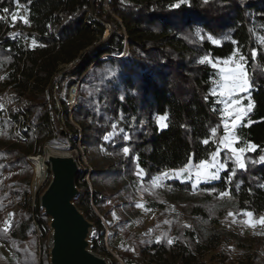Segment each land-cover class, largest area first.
<instances>
[{
  "label": "trees",
  "instance_id": "1",
  "mask_svg": "<svg viewBox=\"0 0 264 264\" xmlns=\"http://www.w3.org/2000/svg\"><path fill=\"white\" fill-rule=\"evenodd\" d=\"M91 1L20 0L30 23L18 20L12 26L8 17L17 7L15 0H0V16L5 17L0 20V105H6L0 110V241L11 246L17 264H49L48 219L38 207V196L50 176L30 206L33 170L27 157L43 154L45 144L63 137L52 91L61 67L74 63L63 75L82 77L72 118L81 129L92 166V191L76 177L75 205L95 225L92 250L109 264H119L104 245L105 228L96 212L108 220L112 209L108 202L118 196L123 183L135 180L137 165L143 170V186L151 187L162 172L180 169L189 161L210 160L224 136L222 104L212 95L220 75L217 68L198 61L205 55L213 61L226 60L239 49L249 57L253 84L243 105L251 101L253 107L235 129L240 138L236 147L257 146L243 154L246 169H239L233 160L225 162L217 180L201 183L193 202L185 201L181 210L188 227L179 219L158 218L157 239L133 236L119 256L128 264H202L207 253L226 250L231 243L251 251L240 264H264L260 253L264 232L246 239L230 231H205L200 225L208 219L216 223L226 211L264 213V163L260 161L264 156V45L260 43L264 0H188L178 9L170 7L177 0H108L109 11L101 5L98 13L91 10ZM104 24L110 26L105 38ZM209 35L219 44L208 41ZM28 38L35 44L25 48L22 42ZM126 44L125 58L117 57ZM253 50L257 51L254 60ZM60 105L66 118L61 99ZM160 116L167 117L166 128L158 127L155 119ZM22 119L35 137L21 129L25 139H17L14 128ZM112 123L118 124L115 140L106 142L103 136L114 131ZM124 135L131 139L125 141ZM124 147L130 150L127 156ZM219 154L222 161L232 158L222 147ZM232 172L235 176L229 183ZM166 187L177 196L193 191L190 183L177 180ZM224 191L231 196L220 198ZM179 201L174 199L175 205ZM8 212L12 215L5 224ZM168 239L173 240L171 245ZM224 262L220 259L219 264Z\"/></svg>",
  "mask_w": 264,
  "mask_h": 264
},
{
  "label": "rangeland",
  "instance_id": "2",
  "mask_svg": "<svg viewBox=\"0 0 264 264\" xmlns=\"http://www.w3.org/2000/svg\"><path fill=\"white\" fill-rule=\"evenodd\" d=\"M14 12H18L19 16L21 17L25 16V11L21 7L20 8L16 7ZM8 20H9V23L11 24V16L8 17ZM22 43L25 48L31 47L35 44L34 41L29 38L24 39ZM125 49H126V46L124 48V51H122V53L118 55L117 57L120 58V57L126 56L127 51ZM222 61L224 60H215V62H217L216 68L219 72L220 77H221V73L219 69L220 67L224 66L221 63ZM216 89H218V86ZM247 97H248L247 92H241L234 98L239 99L241 101V107H245L243 105V100L247 99ZM218 98H219L220 103L222 104V111H223L224 122H225V120L227 119V117L224 114L225 105L224 103L221 102L222 98L219 96ZM5 108H6V105L4 104L0 105V110H4ZM156 123L158 127H160L157 121ZM67 131L70 133L71 138L70 136H68L69 139H65L64 137H58V138L52 139L48 143L53 148V150L54 149L57 150L59 148H67L75 144L74 131L68 127H67ZM83 148L85 150L86 158L88 161L87 149L85 146H83ZM217 159L219 162L223 164H225V162L227 161H232V160L233 162H235L234 158H230L228 156H226L225 160L222 161L220 159V154L217 157ZM225 169L220 170L219 177L222 175ZM44 170H47V168H44L42 165H37V174L39 178H42V176L44 175ZM136 171H137V168H136ZM136 171H135V175H136L135 180L129 183L127 182L123 183L120 191L118 192V196L112 201L108 202V208H112L110 216L108 218L110 222L108 223V221L104 219L102 215L99 214L102 217L105 223L106 229H107V231L105 230V234H104V238L106 236V243H107V237L110 239V244L107 243L108 249L107 248L106 249L109 251L111 257L115 259L119 264H125V262L120 258L119 254L126 249L127 241L129 238L133 236H138V235H151V236H154L155 239H157L156 237H158L159 235L157 233V227H156V224H157L156 222L158 218L165 220V221L179 219L184 227H188L189 223L187 221V217L183 214L181 210L182 207H184L183 205L185 204V201L191 200V202H193L192 200H194L196 196L194 192L201 183L214 181V180L209 179L206 181L201 180L200 182H197L195 176L190 177L187 175V173L181 177H176L174 173H170V180L188 182L190 183L193 189V191L189 192L188 194H179L177 196V195L171 194L168 190V187L166 186L163 187L161 185L163 178L161 181L154 184L153 181L155 180L156 178L155 177L152 180L151 187L143 186L142 181H141V179L143 178V174H142V177L138 176L136 174ZM49 176L50 175L48 172V177ZM48 177L43 183V187L45 183L47 182ZM31 181H32V178H31ZM39 184H40L39 180H34V185L38 186ZM43 187H41L39 191ZM38 193L35 196L32 195L30 185H29V195H28L29 197L27 198V203L30 206L34 205V202H35V199ZM174 199L176 201L182 200V201H179L182 203L179 205H175ZM153 203H157L156 206H154ZM138 204L143 205V207H137ZM221 206L226 207L228 206V204H223ZM212 210L215 211L216 208H213ZM230 212L234 213L232 211L224 212L223 214H221V216L218 217V221L216 223H211V220L208 219L205 222H201L200 225L205 231H211V230L230 231L234 233H239L243 238H246V239H249L251 237H256L260 235L258 233L264 232V226L260 225L259 223H256L255 228L250 227L246 223H244V221L249 219L248 217L243 216L240 213H234L235 215L230 216L229 215ZM10 214L11 212H8L6 214L5 224H7ZM262 216H264V213L259 214V215L254 214L251 219L253 221H259L260 217ZM94 237H97V235L95 234ZM250 252L251 251L248 248V246L238 247L230 243L227 246L226 250L225 248H221L219 250L210 251L209 253H207L204 256V259L202 260V264H215V263L218 264L220 263V259H224L225 264H240L239 261L245 262L247 260V256L250 254ZM260 253H262L261 254L262 259H264V249H261ZM9 254H13L17 260V257L14 251L11 249V246L3 241H0V263L1 264H17V262L14 263L8 259Z\"/></svg>",
  "mask_w": 264,
  "mask_h": 264
},
{
  "label": "snow or ice",
  "instance_id": "3",
  "mask_svg": "<svg viewBox=\"0 0 264 264\" xmlns=\"http://www.w3.org/2000/svg\"><path fill=\"white\" fill-rule=\"evenodd\" d=\"M205 3L208 0H204ZM17 8L23 7L21 5L20 0H15ZM188 0H177L176 3L170 5L171 8L178 9L182 5H187ZM4 13H9L8 8L3 9ZM11 16V24L15 26L17 21H22L25 25H29L30 21L27 19L26 16L21 17L19 16L18 12L10 13ZM0 20H5V17L0 16ZM199 35V34H198ZM203 39V37H201ZM208 41H210L213 45L219 44V40L215 39L212 35L207 37ZM233 43H236L233 41ZM260 43L264 45V38H261ZM238 57V59H237ZM257 51L253 50L251 52V59H256ZM249 57L245 56L239 49H236L232 56L228 59L222 61L221 63L224 65L220 67L219 71L221 73L220 83L218 85V89H214L212 95L222 98L221 102L224 103V114L227 117L223 124L224 129V136L222 139L218 141L217 150L212 152L211 160H202L198 165H193L191 161L186 163L184 167L180 169L171 170L176 177H181L188 174H194L196 177L197 182L201 180H215L219 178V172L221 169H225V164L218 161L217 157L219 156V150L222 147L223 149L227 150L232 158H234L235 163L238 165L239 169H246V164L243 158V154L246 151H254L256 149V145L246 143L243 147H236L240 143L239 136L236 135L235 129L238 127V123L251 111L253 104L251 101L247 104L246 107H241V101L239 99H235L239 93L247 92L252 86V82L249 79L248 65ZM201 65L209 64L214 69L217 67V62L213 61L208 55L203 56L198 61ZM123 99V97H121ZM167 117L160 116L157 118V122L159 126L163 129L167 127L166 124ZM111 128L114 130L113 132H109L103 136L104 141H114L115 140V130L118 128V124L112 123ZM120 131H123L122 129ZM212 135H216V130H212ZM123 139L128 141L131 139L129 135H124ZM205 145L209 144V141L205 139L203 141ZM130 152L128 147L123 148L124 155H128ZM138 160V157L136 158ZM260 161L264 163V156H260ZM214 169V171H213ZM143 170L139 168L137 165L136 174L142 177ZM232 176H235V172L231 173V176L228 177V182L231 183ZM163 179L170 178V172L165 171L161 173L160 176H157L153 181L154 184L161 181ZM231 193L228 191H224L220 193V198L230 197ZM137 207H143V205L138 204ZM12 215V214H10ZM114 215V213H113ZM230 216L235 215L234 213H229ZM243 216L248 217L249 219L244 221L248 226L255 228L256 223L264 226V216L260 217L259 221H253L251 218L253 217V212L251 211H244L242 213ZM11 227V224H8V227L4 229L5 232ZM159 242V240L157 241ZM168 244H172L173 240L168 239Z\"/></svg>",
  "mask_w": 264,
  "mask_h": 264
},
{
  "label": "water",
  "instance_id": "4",
  "mask_svg": "<svg viewBox=\"0 0 264 264\" xmlns=\"http://www.w3.org/2000/svg\"><path fill=\"white\" fill-rule=\"evenodd\" d=\"M45 164L50 179L38 196V207L48 219V263L109 264L106 257L92 250L95 225L75 205L79 195L76 177L80 172L75 152L48 150Z\"/></svg>",
  "mask_w": 264,
  "mask_h": 264
},
{
  "label": "built area",
  "instance_id": "5",
  "mask_svg": "<svg viewBox=\"0 0 264 264\" xmlns=\"http://www.w3.org/2000/svg\"><path fill=\"white\" fill-rule=\"evenodd\" d=\"M101 5L103 6L105 11H109L108 0H92L91 1V10L94 11L95 13H98ZM104 30L105 31H104L103 38H105L107 36V34L110 30L109 24H104ZM73 64L74 63H70L69 65H65V66L61 67L62 69L57 74V77L53 83V90L52 91L54 94L55 107H56L57 111L61 114L62 136L65 139H69L68 136H70V138H71L70 133L67 131V127L68 128L71 127V129L74 132H76L75 144L73 146H70L67 148H59L57 150L56 149H54V150L57 152H60V153H65V154H69L71 151L75 152L76 158H77V165H78L79 170H80V172L77 176L78 177V183L79 184H84V183L87 184L91 190L90 175L92 172V168H91L89 162L87 161L85 150L83 148L84 145H82L83 143H82L81 129L73 121V118H72L73 110L75 109V107L77 105L79 85H80V81H81L82 77L81 78H68V80H67V78H65L66 76L63 75V72L65 70L71 68L73 66ZM60 99L64 102L66 109H67L66 118H64V116L62 115L63 111L61 109L62 106L60 105ZM21 129L23 131H26L28 129L33 134V136L35 137V133H34L33 129L30 127V125L28 123H24V121L22 119L19 122V124L16 125L14 128V132H15L18 140H24L25 139L24 134L21 133ZM48 150H53V148L50 146V144L47 143L43 146V154L31 155V156L27 157L28 162L32 166V170H33V159L34 158L41 159L42 163L45 164V155H46V152ZM199 163L200 162H196V163H192V164L198 165ZM45 166H46V164H45ZM187 175L190 177L195 176L194 174H188V173H187ZM169 181H170V178L163 179L161 185L164 187V186H166V184ZM43 183L40 184L39 186L34 185L33 175H32V181L30 184L31 194L35 196L39 192V189L41 187H43ZM96 214L101 219L103 226H104L105 230L107 231L102 217L99 215L98 212H96ZM36 232L38 235L40 234V230L38 228H36ZM104 234H105V232H104ZM104 245L107 248L106 236L104 238ZM8 259L14 263L17 262V260L13 254H9ZM125 264H128V263H125Z\"/></svg>",
  "mask_w": 264,
  "mask_h": 264
},
{
  "label": "bare ground",
  "instance_id": "6",
  "mask_svg": "<svg viewBox=\"0 0 264 264\" xmlns=\"http://www.w3.org/2000/svg\"><path fill=\"white\" fill-rule=\"evenodd\" d=\"M125 50L128 51V48L126 47ZM37 165H42L44 168H47V167L45 166V164L42 163L41 159H39V158L33 159V175H34L33 181L39 180L40 184H42L48 177V171H47L48 168H47V170H44V175L42 176V178H39V176L37 174Z\"/></svg>",
  "mask_w": 264,
  "mask_h": 264
},
{
  "label": "crops",
  "instance_id": "7",
  "mask_svg": "<svg viewBox=\"0 0 264 264\" xmlns=\"http://www.w3.org/2000/svg\"><path fill=\"white\" fill-rule=\"evenodd\" d=\"M156 121H157V118L155 119ZM168 172H170V173H173L171 170L170 171H168ZM109 218V217H108ZM108 221V223L110 222L109 220H107Z\"/></svg>",
  "mask_w": 264,
  "mask_h": 264
}]
</instances>
